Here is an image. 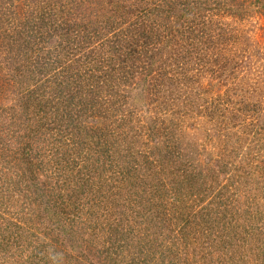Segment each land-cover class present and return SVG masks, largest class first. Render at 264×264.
<instances>
[{
  "label": "rangeland",
  "instance_id": "1",
  "mask_svg": "<svg viewBox=\"0 0 264 264\" xmlns=\"http://www.w3.org/2000/svg\"><path fill=\"white\" fill-rule=\"evenodd\" d=\"M36 1L50 4L53 9L44 16L45 24L35 29L36 34L24 31L22 40L28 39V43H22L25 46L16 52L13 48L12 55L0 56V69L7 66L0 73H10L7 75L14 86L30 84L31 79L45 83V96L52 100L42 113L34 109L35 115L32 110L24 109L23 102L14 100L10 92L0 93V115L9 117L8 124H21L20 135L25 128L22 122L27 118L47 114L48 121L54 117V125L47 127L48 121L39 125L44 142L32 145L26 153L31 160L42 161L34 168V174L25 169L27 159L20 149L26 139L16 143L17 139L7 133L11 154L0 150V162L11 168L5 169L10 173L6 175L11 178V194L5 192L2 200L8 202L10 195L13 199L4 208L0 207V212L5 218L1 224H6L9 234L14 231L16 237L33 238L40 229L44 232L40 234L48 240L56 234L58 242L47 251V258L42 256L41 264H132V256L138 264H167L168 260L171 264H264V245L259 243L264 234L255 228L264 223L250 214L264 215V188L255 190L253 185H247L250 179L259 183L264 179L261 169L264 167V8L261 11L253 0H222L229 6L224 10L216 8V0H116L113 4L111 0ZM3 3L0 22L8 18L22 22L28 19L25 14L30 7L25 0ZM243 3H249V7L244 8ZM10 10H16L13 17ZM9 23L0 28V36L12 33ZM45 28L54 37L52 44L46 40ZM220 34L224 37L221 45L215 41L222 39ZM69 35L70 39L75 36L74 41L65 39ZM89 35L93 39H87ZM124 38L127 44L119 41ZM4 42L5 39H0V46ZM210 44L213 47L216 44L215 50ZM214 54L220 60L211 71L202 62ZM221 56L227 59V71H233L227 74V80L218 75L225 61ZM77 59L76 65L81 64L78 75L84 79L81 81L75 69L70 68ZM153 59L152 66L157 72L163 68V73L166 68L168 77L179 78L176 88L180 94L169 87L167 93L160 95L165 94L164 100L146 98L142 90L146 85L143 75ZM230 64L234 65L233 70L230 66L228 69ZM154 76L158 77V73ZM126 77L133 79L127 82ZM75 82L81 84L76 93ZM63 88L72 91L69 97L61 93ZM125 92L131 98L120 107L116 94ZM186 92L197 94V107L185 103ZM172 97L178 103L174 104ZM68 105L80 108L73 116L78 120L57 123L58 112ZM120 108L123 112L117 113ZM105 117L107 126L115 129L112 145L118 150L122 148L124 155L119 163L122 172L119 167L108 172L109 183L119 188L99 189L96 176L90 178L89 187L85 185L82 194L63 171L66 165L61 162L63 158L59 160L58 153L48 150L51 145L47 146V139L56 148L53 139L62 131L65 135L73 128L83 130V126L90 127L99 118L102 124ZM31 124L34 126V120ZM82 132L87 140L90 130L86 128ZM105 132L100 125L93 129L88 140L92 139L90 146L102 143ZM23 169L22 176L15 173ZM57 171L61 174L57 182V175L51 178L52 183L45 181L46 174L52 176ZM210 178L214 180L215 194L222 196L219 204L224 206L212 203L209 197L201 203L195 202L198 199L195 190L201 189L202 182L205 179L209 182ZM57 194L65 200V205L62 199L54 200ZM25 195L29 196L28 200ZM88 195L99 196L103 202L107 196L108 209L97 206L88 209L84 200ZM235 197L241 200V206L235 205ZM248 197L255 199L254 204L245 203ZM191 203L200 210L199 218L208 214L212 221L209 226H203L206 236L197 234L198 244L203 240L204 246H199V250L197 247L200 253L193 258L192 249L183 251L184 242H190L188 237L171 246L175 252L168 255L172 249L168 247L170 237L164 219L172 218L173 224H179L174 215H182L184 207ZM233 209L235 214L241 212V216L231 225ZM77 210H81L79 218L73 215ZM110 212H114L112 216ZM120 216L118 229L123 235L116 239L112 228L115 230ZM71 217L78 223L70 221ZM106 220L111 222V227L104 223ZM130 230L146 238H128L126 233ZM208 238L213 239L212 247ZM110 244L123 247L118 254L96 252L97 248ZM26 252L30 250L25 249L24 253L25 257L30 256ZM79 252L84 253L82 259L77 258Z\"/></svg>",
  "mask_w": 264,
  "mask_h": 264
},
{
  "label": "trees",
  "instance_id": "2",
  "mask_svg": "<svg viewBox=\"0 0 264 264\" xmlns=\"http://www.w3.org/2000/svg\"><path fill=\"white\" fill-rule=\"evenodd\" d=\"M3 1L4 0H0V13L3 12ZM8 0H6L7 2ZM27 5H29L30 9L27 10L26 12V16L28 19L24 20L23 22L20 21V19L18 18H13L12 20L10 18H8V20L4 19L1 20L0 22V28H3L4 23H9L10 20L11 22L9 23V25L12 26V33L11 34H6V32L0 36L1 41H3L5 39V42L3 43V46H0V56H8V54H13L11 53V50L14 48L15 52L18 51L23 45L22 43H28V39H24L22 40V36L24 35V31L27 29L29 31L35 32L36 28H39L40 25L45 24V22H43L44 16H47V14L50 13V10L53 9L52 5L50 4H45L41 1H36V0H25ZM94 1V0H93ZM112 4L114 2H116V0H111ZM110 1V3H111ZM41 3L40 5L38 3ZM226 2H228V0H226ZM252 2H254L256 4V6H258L261 11L262 8H264V0H253ZM254 3H250V4H254ZM11 4V3H10ZM202 4L204 5V2H202ZM249 3L244 4V8L249 7L248 5ZM31 5V6H30ZM215 6L216 8L220 9L222 8L224 9H229L228 5H225L223 3L222 0H216L215 1ZM13 8V5H12ZM240 9V8H238ZM145 11V10H144ZM142 11V13L144 12ZM247 11V10H245ZM14 12H16V10H10L9 13H11L12 17L14 15ZM16 19L17 22H16ZM14 21V22H13ZM46 29V28H45ZM47 30V29H46ZM37 32H35L34 34H36ZM45 36H46V40L49 43H53L54 42V37L52 35L51 32H49V30L44 31ZM88 34V33H87ZM222 35V34H220ZM87 39L90 38L93 39V36L91 37V35L86 36ZM75 38V36H71L70 39V35L68 36V38L65 37L66 40L69 39V41H74L73 39ZM11 41L8 42V41ZM22 40V42L20 43V41ZM121 43H126V38L124 39H120L119 40ZM217 44L221 45L220 43L224 41V37L222 35V39H217L215 40ZM127 44V43H126ZM211 45V44H210ZM211 47H213L211 45ZM214 47H216V44H214ZM213 47V50H215V48ZM129 51V49H128ZM130 53V51H129ZM215 55V54H214ZM221 59L225 60L222 64L221 67V72L219 75V77L223 80H227V74L231 75V73L233 72H228L226 65L227 63V59L223 58L221 56ZM220 60L219 55H215L212 56L207 60V61H203L202 66H205V68H209L211 71L213 70V67L217 64V62ZM54 62H57V60H54ZM79 62V60L77 59L75 63H73L72 65H70V68L72 70L75 69V73L78 75V69L81 67V64H77L76 63ZM155 63V59L152 60V62L150 63V67L147 69L145 68L144 71H146L145 75H143V79H145L146 85L145 87L143 86L142 90L145 93L146 98H149V101H156L157 99H161L162 97L165 96H160L161 93H165L166 90L168 91L169 87H174L175 89H177L176 87H178V81L179 78H170L168 77L167 74V69L165 68L163 70L162 73V69L157 72V68L154 65ZM171 63L167 64L170 65ZM84 65L87 66V61L84 62ZM152 66V67H151ZM230 68L233 70L234 69V65L230 64L228 65V69ZM7 66L2 67L0 69V72L3 69H6ZM214 71V70H213ZM29 72L32 74L34 73L33 70H29ZM156 73H158V77L154 76ZM10 73H0V93H5V92H10L11 95L14 98V100H19L20 102H23L24 106H25V110L29 111L32 110L34 112V114L36 115V112L34 111V109L38 110L39 113H42V109L46 108V106L48 104L51 103V98H46L45 94L46 91L43 89L46 84L41 82L37 83L35 81H33L31 79V83L30 84H23V85H18V86H14L13 83H11V79L10 77L7 75ZM157 77V78H154ZM77 78H80L79 81L84 80L83 76L78 75ZM92 78V77H91ZM127 80L129 79L128 77H126ZM133 79V78H131ZM131 79H129L127 82H129ZM75 81V80H74ZM78 81V79L76 80ZM78 81V82H79ZM2 84H6L7 87H4ZM36 86V87H35ZM69 87V85H68ZM75 93L77 91H80L81 88V84L75 82L74 86H73ZM72 88V87H71ZM117 88V87H115ZM172 90V89H171ZM179 92V90L177 89V93ZM61 93H63V95H66L67 97L70 96V93H72V91L69 90V88H63ZM74 93V95H75ZM167 93V92H166ZM180 94V92H179ZM186 96H184L185 98V103L186 102H190L191 105H195L194 107H197L199 105V100L197 99V94L194 95H189L187 92L185 93ZM127 92L125 93H117L116 94V100H117V105L124 106L126 104H128V98H131L130 95L126 96ZM171 92L169 93V96H171ZM218 96V94H217ZM161 97V98H160ZM199 97V96H198ZM227 97V96H225ZM134 98V97H133ZM133 98L131 99V102H133ZM45 99V100H44ZM163 99V98H162ZM201 99V98H200ZM164 100V99H163ZM71 102V101H70ZM68 102V103H70ZM113 102V101H112ZM172 102H174V104L178 103V100L175 97H172ZM114 104V102H113ZM115 105V104H114ZM116 105V107H117ZM115 107V106H114ZM12 109V108H10ZM80 108H78L76 105L72 106V105H68L65 108H63V110H61L60 112H58L57 107H56V111L58 112V121L57 123H63V122H68L69 124L71 122L72 119L78 120L77 118H73L74 115H76L77 112H79ZM123 112V110H120L117 112ZM47 112V111H45ZM6 114V113H5ZM11 114V113H10ZM47 114H44L43 116H35L33 118H27V121H23L22 125L24 128V132L23 134L20 135V128L19 126L21 124H16L11 123L8 124V119L9 117L6 115H0V150L2 151H6L8 149H10L11 144L8 140L7 133L11 134L12 137H14L16 140V143H22V138L26 139L27 142H24V147L23 145H20V149L22 150L23 156L26 157L27 162L26 164L28 165L25 169L29 170L31 172V174L35 173L34 168L36 167V169L40 166V164H42V161H37V160H31L30 156H26L28 149L32 148V145H40V142H44V140H42V138L40 136H42V133L40 132L41 127L39 125H42L43 123H45L46 121H48L45 116ZM36 118V119H35ZM34 120V126H32V121ZM54 120V117L52 120L46 122L47 127H52L54 124L52 123ZM7 122V124H6ZM107 122L108 119L105 117L104 123L101 124V119L99 118V120L95 121V122H91L92 125L90 127H88V124L83 126V130H85L86 128H88L90 130V134H87V140L83 135V130L80 128H73L72 130L70 129L65 135L63 134V131L61 132V135L57 138V139H53V141L55 142V146L54 144L51 143L52 140L47 139L48 141V147L50 146V148H48L49 151L54 150L56 153H58L57 155L59 156V160L61 158H63V160L61 162H66V165H64L63 167V171L68 175V177L70 178V181H73V185L77 186L79 189L82 190V194L84 193V189L89 187V184L91 182L90 178L91 177H96L99 180V189H101L102 187H113L114 189L119 188L117 187L115 184L109 183L110 181V175L108 174V172L111 173V170H115L116 167L120 166V161L123 158V151L122 148H119V150L117 148H114V146L112 145V138L113 135L115 134V129L114 128H110L107 126ZM26 123V124H25ZM98 123V124H97ZM25 124V125H24ZM45 125V124H44ZM43 125L42 128H46ZM103 127L106 132L102 135L103 136V142L102 143H98L95 142V146L91 147V142H92V130L95 129L98 126ZM35 126H37L35 128ZM69 127V125H68ZM10 128L14 131H11ZM153 128V127H152ZM8 129V131H7ZM89 137H91V141L89 140ZM39 138V140H38ZM46 144V143H45ZM27 146V148H26ZM121 150V151H120ZM1 152V151H0ZM8 153L11 154V152H9V150L7 151ZM72 153V154H71ZM73 155V156H72ZM243 156V154H242ZM4 161V159H3ZM2 161V162H3ZM60 163V161H59ZM5 169H11L6 168L5 166H3L0 162V189L2 191V196L0 197V207H2L3 205L7 206L8 202L11 201L13 198H11V196L13 197V195L8 196V202H5L4 200H2L5 197V192L7 194V192L9 191L11 194V188L9 186V182H10V177H7L6 174H10L9 171L5 170ZM25 169L19 171V172H15L18 173V175H21L25 173ZM261 169H264V167H262ZM120 172H122V170L119 167ZM211 170V169H210ZM45 171H47L45 169ZM116 171V170H115ZM264 171V170H263ZM211 172H213V170H211ZM49 173V172H47ZM247 173V168H243L242 169V176L245 178ZM16 177L17 174H15ZM57 175L56 177V182L57 180H59L61 178V174L60 172H54L53 175L51 176L50 173L45 175V181L48 183H52L51 182V178L54 179V176ZM212 176V175H211ZM20 177V176H19ZM8 180V182H6ZM66 181V179H64V182ZM252 179H250L249 181H247V185H253L255 190H260L261 188H264V179H262V183H259L258 180L254 181ZM202 188L199 190H195V193L198 195L197 198L195 199L196 203H201L202 200L208 198L209 200H212V203H215L216 205H221L223 203L219 204V201L222 200V196L220 197V194H215V187H214V180H212V178H210V181H206V179L202 182ZM85 185L86 188H85ZM247 188V186L245 187ZM253 189V191H255ZM251 190V189H250ZM109 197H111L110 195H108ZM103 197V196H102ZM254 197V196H253ZM253 197H248L245 201V203H247L248 205L250 204H254V198ZM25 200L29 199V196L25 195L24 196ZM61 200L62 204L65 205V200L62 198V196L60 194H57V196L54 198L55 201L57 200ZM99 199V200H98ZM106 200H109L107 198V196L105 197ZM84 200L86 202V206L89 208H91L92 206H97L98 208H102L104 210L108 209V204L104 201L103 202V198L100 199L99 196H95V195H88L86 197H84ZM72 201H75L72 199ZM79 201V200H78ZM233 202L235 203V205L237 207L241 206V204L239 202H241V200L239 198H234ZM76 203V202H75ZM82 203V202H81ZM96 204V205H94ZM68 205V204H66ZM225 204H223L224 206ZM194 207H196V205L194 203H191L189 206H185L184 207V213L179 214V215H174L176 218V222H180L179 224H173L172 223V218H168V219H164L166 222V229H167V234L170 237V241L168 244V247L173 246L176 242L177 244H179L182 240L183 242L187 240L188 237H190V242L186 243L184 242V246L183 251L184 252H190V249H192V254H193V258L196 257V254L199 252V246L200 248L204 246V242L203 240L201 241V243L198 244L197 242V236L198 235H202L205 234L206 236V231L205 228H203V226H205L206 224L209 226L211 221V218L208 216V214H206V216H202L201 218H199L200 216V210L199 209H194ZM81 209V208H80ZM236 210H232L230 212V223L231 225L234 224V221L237 222V219H240L241 216V212H237L235 214ZM64 214H67L66 209L63 210ZM233 212V214H232ZM81 210H77V212H75L73 215H75V217L80 216ZM114 212H110V216L113 215ZM3 213L0 212V264H41L40 260L43 257L47 258V251L50 250L51 248H53V244H57L58 240L56 238V234L50 237V240L46 239L45 236H42L40 233H44L43 230H40L37 233V236L33 237V238H22V236H15V232H11L9 234L10 231L7 230L6 224H1V222L5 221V218L2 217ZM63 214V215H64ZM92 214V213H91ZM253 217L254 220H258L261 221L262 224L264 223V215L261 214L260 212L258 213H250ZM95 217V216H94ZM100 216H97V218H99ZM256 217V219H255ZM126 220H128V218H125ZM74 220V224L78 223V220L75 219L74 217H71L70 221ZM122 220V216H120L119 221L115 223V230L114 228H112V231H116V239L119 237H122L123 233L121 232V230L118 229L119 227V223H121ZM152 221V220H149ZM105 224H108V227H111V222H108L106 220V222H104ZM157 226V222L155 223ZM160 224V223H159ZM18 228H21L22 226L20 225V222L17 223ZM212 227V226H211ZM263 226H261L259 224V226H255V228H257L259 230V233L262 235L264 234L263 231ZM40 228V227H38ZM44 228V227H43ZM177 228V229H175ZM257 230V231H258ZM198 231H200L199 233H197ZM223 230H220V233ZM119 234V236H117V234ZM128 238H133V237H141V238H146L144 236H142L140 233L134 231V230H130L129 232L126 233ZM198 234V235H197ZM223 234V233H222ZM228 236H229V232H227ZM226 234V235H227ZM242 235V234H241ZM263 236V235H262ZM261 236V237H262ZM108 241H110V237L108 236ZM126 237V236H125ZM126 237V239H127ZM34 238H36L34 240ZM204 238V237H202ZM211 238H208V240ZM264 240V239H263ZM260 240V244L264 245V241ZM223 241V240H221ZM140 243V242H139ZM210 246H213V239H211L209 241ZM123 247V245L119 244L117 246H114L113 244H110L109 246H103L101 249L100 248H95L96 252L99 253H112L110 251H115L114 253H119V251L121 250V248ZM198 247V250H197ZM91 249L90 244L88 243V249ZM139 248H141L140 244H139ZM25 249L26 250H30V252H26L28 253L30 256H24L25 253ZM115 249V250H112ZM120 249V250H119ZM172 252L168 251V255H171L172 253L175 252L174 248H172ZM178 251H180L179 245L178 248L176 249V252L178 253ZM43 252H45V255L42 254ZM200 253V252H199ZM176 255V253H175ZM179 255V254H178ZM203 255V254H202ZM55 255L53 256L52 260L54 259ZM84 257V253L83 252H79V255L77 256V258H83ZM51 260V261H52ZM132 264H138V262H135V258L132 256L131 259ZM172 262H170L168 260L167 264H171ZM193 263V262H192ZM163 264V263H162Z\"/></svg>",
  "mask_w": 264,
  "mask_h": 264
}]
</instances>
